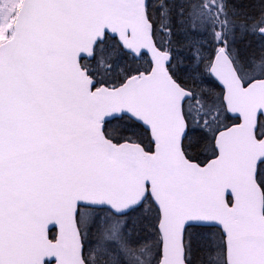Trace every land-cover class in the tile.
Listing matches in <instances>:
<instances>
[{
    "label": "snow or ice",
    "instance_id": "obj_1",
    "mask_svg": "<svg viewBox=\"0 0 264 264\" xmlns=\"http://www.w3.org/2000/svg\"><path fill=\"white\" fill-rule=\"evenodd\" d=\"M0 264H264V0H0Z\"/></svg>",
    "mask_w": 264,
    "mask_h": 264
}]
</instances>
